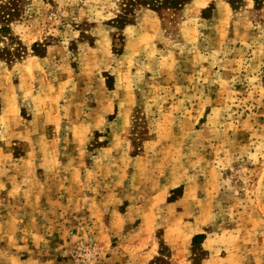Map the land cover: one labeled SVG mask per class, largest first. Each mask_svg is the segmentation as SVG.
Listing matches in <instances>:
<instances>
[{"label":"rangeland","instance_id":"1","mask_svg":"<svg viewBox=\"0 0 264 264\" xmlns=\"http://www.w3.org/2000/svg\"><path fill=\"white\" fill-rule=\"evenodd\" d=\"M8 2L0 264H264V0Z\"/></svg>","mask_w":264,"mask_h":264},{"label":"trees","instance_id":"2","mask_svg":"<svg viewBox=\"0 0 264 264\" xmlns=\"http://www.w3.org/2000/svg\"><path fill=\"white\" fill-rule=\"evenodd\" d=\"M121 2V7L124 10L123 15L120 17L121 23H125L127 20V16L129 14H132V11L136 6H146L151 8L152 10H157V11H172V10H177L180 9L185 3H187L189 0H119ZM234 2L235 0H231ZM255 2L258 4L259 0H255ZM8 4V5H7ZM12 4L11 2L9 3H4L2 5V13L0 18L3 20H8L6 16L13 15V13L10 11L13 7L10 6ZM119 20V19H118ZM6 29L5 26L0 27V31H3ZM12 54L11 52H8L7 48H1L0 50V56L6 57V55H9L11 57ZM201 234L195 235L194 236V242L197 238H200Z\"/></svg>","mask_w":264,"mask_h":264}]
</instances>
